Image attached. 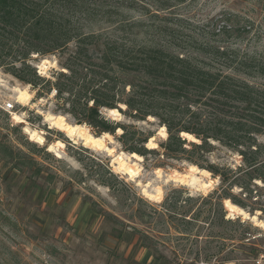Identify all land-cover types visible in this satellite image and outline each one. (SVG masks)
I'll return each mask as SVG.
<instances>
[{
    "label": "trees",
    "instance_id": "obj_1",
    "mask_svg": "<svg viewBox=\"0 0 264 264\" xmlns=\"http://www.w3.org/2000/svg\"><path fill=\"white\" fill-rule=\"evenodd\" d=\"M194 1L0 0V69L39 99L55 91L58 111L96 136L122 131L118 141L134 156L162 150L199 166L220 179L217 200L264 214V48L192 44V20L180 12ZM226 21L220 32L234 34ZM258 26L244 20L238 37L256 39ZM48 56H58L62 68L53 79L31 63ZM103 109L137 122L156 118L168 138L148 149L154 134L117 123ZM215 143L240 165L209 162ZM22 155L0 141V160L12 170L24 164ZM109 174L99 182L114 191Z\"/></svg>",
    "mask_w": 264,
    "mask_h": 264
},
{
    "label": "rangeland",
    "instance_id": "obj_2",
    "mask_svg": "<svg viewBox=\"0 0 264 264\" xmlns=\"http://www.w3.org/2000/svg\"><path fill=\"white\" fill-rule=\"evenodd\" d=\"M180 14L192 20V30H187L192 44L209 41L245 48L252 42L251 50L264 48V0H195ZM246 19L259 25L256 39L254 33L238 37ZM226 20L235 24L234 34H222ZM43 59L49 60V66L41 74L38 64ZM43 59L31 63L42 77L53 79L62 70L58 56ZM16 86L26 87L0 69V141L21 151L24 160L19 171L0 160V264H264V214L246 211L257 221L233 216L229 204L215 195L222 187L218 177L189 162L168 159L159 149V155L143 157L140 179L132 180L112 164L122 151L137 159L118 141L122 131L109 142L110 153L75 143L45 122V115L53 114L77 124L58 111L55 91L39 99L29 86L32 100L24 106L11 91ZM7 103H14L15 109L4 111ZM106 116L154 134L148 149L153 143L158 149L168 138L160 134L164 126L156 118L137 122L123 115L120 120ZM26 127L43 133L46 144L27 135ZM58 142L64 144L60 156L48 151V145ZM214 146L207 154L209 162L240 165L236 154ZM161 171L163 176H158ZM109 173L114 175L110 181L114 191L99 182ZM189 174L202 178L198 189L187 185ZM169 175L182 178L165 183ZM144 187L159 199L145 196ZM258 195L254 197L264 201V192Z\"/></svg>",
    "mask_w": 264,
    "mask_h": 264
},
{
    "label": "bare ground",
    "instance_id": "obj_3",
    "mask_svg": "<svg viewBox=\"0 0 264 264\" xmlns=\"http://www.w3.org/2000/svg\"><path fill=\"white\" fill-rule=\"evenodd\" d=\"M47 64H49L48 59H43L40 62V64H38L41 74L43 73V70H45L46 67L49 66ZM28 88H29V85H26L25 89H22L17 86L12 88L11 91L13 92L17 103H20L24 106H27L31 103L32 94L29 92ZM109 114L112 117L119 119V120L122 118V114L118 110H110ZM45 122L50 126V128L56 129L58 131L65 133L75 143H79V144L81 143L85 147L93 149L94 151H97L100 153H110L111 151L109 148L110 146L109 142L113 143L114 141H113V137L109 133H104L100 136L93 135L86 125L69 123L68 121H66V119L63 116H60V115L47 114L45 115ZM25 133L29 135L31 138H33L40 145L46 144V139L44 138L43 133L37 130H32L29 127L25 128ZM160 134L168 136L165 130H161ZM152 140H154L153 137H152ZM62 146H64L62 142H58L57 144L48 145V151L60 156L59 148ZM148 146H151V145L149 144ZM143 160L144 158L142 156H138L136 160H133L130 154H127L122 151L114 156L112 164H113L114 169L118 173L127 175V177L134 180V179L139 178L141 175V172L143 171V168L141 165V162H143ZM157 174L158 176H163L162 171ZM180 178H182V176L179 177V175H176V176L169 175L166 177L165 183L177 181ZM186 178H187V185L192 189H198L201 186V183L203 182L201 177L192 175V174L187 175ZM143 194L151 200L159 199L158 196L155 193L151 192L149 189H147V187L143 188ZM228 207L232 211L233 216H236V215L243 216V217H246V219L251 218L253 221H257L256 216L249 217V215L244 209L240 208L239 206L233 203H229Z\"/></svg>",
    "mask_w": 264,
    "mask_h": 264
},
{
    "label": "built area",
    "instance_id": "obj_4",
    "mask_svg": "<svg viewBox=\"0 0 264 264\" xmlns=\"http://www.w3.org/2000/svg\"><path fill=\"white\" fill-rule=\"evenodd\" d=\"M2 109H3L4 111H6V112H10V111H12V110L15 109V104H14V103H7V104H4V105L2 106Z\"/></svg>",
    "mask_w": 264,
    "mask_h": 264
},
{
    "label": "water",
    "instance_id": "obj_5",
    "mask_svg": "<svg viewBox=\"0 0 264 264\" xmlns=\"http://www.w3.org/2000/svg\"><path fill=\"white\" fill-rule=\"evenodd\" d=\"M38 68H39V67H38ZM109 111H110V110H107V109H103V110H102V112H104L105 115H109V116H110ZM146 147H147V146H146ZM251 216H252V215H251Z\"/></svg>",
    "mask_w": 264,
    "mask_h": 264
}]
</instances>
